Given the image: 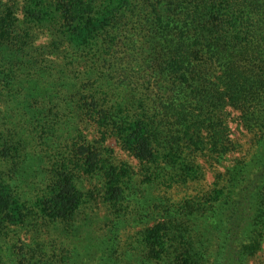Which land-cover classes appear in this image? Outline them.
I'll return each instance as SVG.
<instances>
[{"label":"trees","instance_id":"1","mask_svg":"<svg viewBox=\"0 0 264 264\" xmlns=\"http://www.w3.org/2000/svg\"><path fill=\"white\" fill-rule=\"evenodd\" d=\"M263 243L264 0H0V264H250Z\"/></svg>","mask_w":264,"mask_h":264},{"label":"rangeland","instance_id":"2","mask_svg":"<svg viewBox=\"0 0 264 264\" xmlns=\"http://www.w3.org/2000/svg\"><path fill=\"white\" fill-rule=\"evenodd\" d=\"M232 117L230 118V126L232 128L233 134L235 138L239 139V143L241 145H245L246 150H248L249 144H251L252 135L245 130L243 127L239 126V123L237 122V115L238 113L234 110H231ZM110 144L113 147H116L118 150L119 158H124L130 161V163L134 166L137 165L136 160L131 157L128 152H124L121 150V148L117 145L114 140L110 141ZM242 157V154L240 152L232 153L231 155H228L220 160L215 161H207L204 163L205 169H206V177L201 182V186L205 188V190H211V185L216 180V177L219 173H225L227 169H229L236 161V159H239ZM250 264H264V243L262 246V250L257 254L256 257H254Z\"/></svg>","mask_w":264,"mask_h":264}]
</instances>
